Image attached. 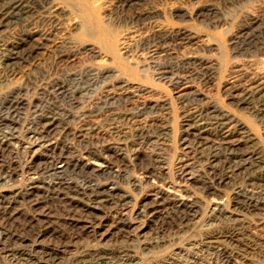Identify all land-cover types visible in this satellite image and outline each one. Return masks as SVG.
I'll list each match as a JSON object with an SVG mask.
<instances>
[{"label":"rangeland","instance_id":"374dc122","mask_svg":"<svg viewBox=\"0 0 264 264\" xmlns=\"http://www.w3.org/2000/svg\"><path fill=\"white\" fill-rule=\"evenodd\" d=\"M41 1L42 8L27 15L34 18L30 26L0 27V102L14 95L22 100L12 118L18 117L13 137L4 138L11 134L10 128L0 129L3 154L9 156L0 158V169L11 175L3 178L0 170V198L23 193L32 183L27 178L37 177L33 174L52 161L50 157L58 153L83 156L86 146L97 145L110 148L102 152L110 167L93 163L88 172H100L93 174V181L86 182L81 175L67 181L87 190L104 187L116 193L115 201L120 204L98 207L85 198L72 200L68 193L55 195L47 191L58 180L38 178L33 183L39 187L35 196L23 198L21 193L9 207L0 203V264H96L93 258H84L85 263L76 259L84 250L98 247L113 249V260L121 264L165 260L223 264L220 256L209 251L205 239L234 225L241 230L236 242L226 244L232 263L264 264V210L254 208L264 204V185L247 183L261 169L257 163L246 162L241 173L233 174V165H227L226 184L215 191L206 189L202 184L210 178L206 157L189 137L195 126H202L191 118L194 110L215 107L230 117L228 128L237 131L229 137L230 143L242 149L243 136L249 135L246 148L258 149L264 156V119L244 100L251 82H264V0ZM83 1L89 6V16L83 13ZM249 23L263 33L253 43L256 46L244 52L236 38ZM179 33L188 38L177 41ZM102 37L112 40V51L100 42ZM155 37L162 38L156 53L152 47ZM20 38L26 39L21 45L23 53L38 50L27 60L14 59L6 70L2 67L4 44ZM191 62L211 66L209 77L190 76L191 68L186 67ZM88 71L92 79L86 77ZM62 77L68 78L66 98L55 97L49 89L53 81L65 82ZM105 97L111 100L101 105ZM51 107L69 116L64 127L74 136L68 140L44 139L32 132L40 117L52 118L48 115ZM92 111L93 116L88 114ZM207 137L210 142L217 138L214 134ZM258 165L264 166V159ZM160 190L165 202L151 214L147 207ZM34 199L41 204L34 205ZM186 200L194 204L187 218L182 212L187 211ZM219 208H223L221 215L216 212ZM55 247L61 252L48 256L46 250ZM33 248L39 250L34 260L26 262L17 256Z\"/></svg>","mask_w":264,"mask_h":264},{"label":"bare ground","instance_id":"6f19581e","mask_svg":"<svg viewBox=\"0 0 264 264\" xmlns=\"http://www.w3.org/2000/svg\"><path fill=\"white\" fill-rule=\"evenodd\" d=\"M71 4L73 5V3H71ZM80 5H81L82 10H85V11H83V13L86 16H89L88 15V12H87V11L90 10L88 4L85 1H83L82 3H80ZM71 7L74 8V6H71ZM38 8H42V1L41 0H0V27H2V26H8V25H12V26L13 25L30 26L31 25V22H32V20L34 18L31 19L32 17L27 16V15L28 14H31V13L34 14L33 12L37 11ZM76 8L77 7H75V10H76ZM134 9H135V7H134ZM208 11L211 12V14L212 13L213 14H216V13L212 12L211 9H208ZM78 12H79V8H77V13ZM89 13H90V16L91 15L93 16L92 11H90ZM93 22L95 23L96 21L93 20ZM83 27H85V26H83ZM85 29H84V31H85ZM86 31H87V29H86ZM262 33H263V31L260 28L255 27L253 25V23L247 24L238 33V36L236 38V43H238L237 47L239 46V48H240L239 50L240 51H244L245 52V49L247 51V48H249L250 46L255 45L253 43L260 38V36L262 35ZM187 38H188V34L179 33V34H176V38L175 39L177 41H180L181 42V41H185ZM158 39H162V38L161 37H159V38L158 37H155L154 40H153V44H152V47L154 48V51L153 52H155V53L158 51L157 50L158 49V44H160V42H159ZM175 39H174V41H175ZM25 40L23 38H20V39L14 40L13 42H10L9 44H6V43L4 44L3 52H1L2 54H4L2 56L4 58L3 60L5 61L4 66H2V67H4V69L7 70L8 67H12L13 60L14 59L15 60H21V61L27 60L28 58H30L31 56H33V53H35L34 50H38V48L37 49L31 48V49H27L26 52L23 53L24 50L22 49L21 45H22L23 41H25ZM8 41H10V40H8ZM100 42L103 45H105V47L108 49V51H112V48H114L112 40L111 39H108V37H106V38L105 37L100 38ZM257 43H258V41H257ZM1 47H3V45ZM32 47H33V44H32ZM150 49L151 48H149V50ZM259 51H260V49H259ZM23 54H24V56H22ZM194 64H193V62L188 63V67H186V69L187 68L188 69L191 68L188 71V74L190 73V76H191V74L200 73L201 76H203V77H206V78L209 77L210 70H211V66H209V65L207 66L205 64H198V65H194ZM94 71H96V70H94ZM87 75H89V76H86V77H89V78L91 77L90 76V72ZM69 76H70V74L68 75V77ZM82 76H84V75H82ZM198 76H199V74H198ZM63 77H65V76H63ZM69 78H71V77H69ZM91 79H92V77H91ZM66 80H68V78L67 79H64L65 82H59L58 80L51 82V84L49 86V89H51V93L50 94L55 95V97L57 95H60V96L64 97L66 95V92H67V90H66V86L67 85L66 84L68 82H66ZM70 80H72V79H70ZM257 82L258 81H253V82H251L249 84L250 85V89L247 90V92L245 93L244 100L246 101V103H245L246 105L249 104L251 107L253 106V108L254 107L257 108L258 109V112H259V115L261 116L262 119H264V82H259L258 85L256 84ZM85 83H87V81ZM70 85H72V84H70ZM83 85H86V84H82V86ZM73 86H74V83H73L72 87ZM75 86H76V84H75ZM65 98H66V96H65ZM47 100H49V99H47ZM55 100H56V98H55ZM100 100H101L100 101V104L101 105H107L111 99L105 97L103 100H102V98ZM53 101H54V99H53ZM192 101H193V99H192ZM21 105H22V100H21V98L18 95H16V96L14 95L12 97H6V98H4L2 100V102H0V129L2 130V127H5V128L8 127V128H10V131H11V134L10 135H7V136H4V138H7L8 139V137H10V136L13 137V134H12L13 127H14L13 126V123H16L15 122V119L18 118V117H16L14 120H12V118H13L14 114H17L18 113L17 112L18 109H21V107H20ZM66 105H68V104H66ZM58 108H55V107H51V109L49 108L48 115H52V118H50L49 120L46 121L45 119L48 117V116H46V114H45V116L43 115L44 117H40L39 121L36 124H34L33 131L32 132L34 134H37V135L41 136L44 139L50 137V138H54V140H55V138H57L58 141H59L60 137H63V138H66L67 139L68 136H71V137L74 136V133L71 134V133L67 132L65 130V127H64L66 125V123H68L69 116H66V115L64 116V114H62L61 110H59L60 108L59 109ZM34 109H35V107H34ZM43 109H45V108H43ZM219 110L216 109L215 107H198V108H196V110H194V112L191 115V118L193 119V121H195V122L199 123L200 125H202L201 127L195 126L194 127L195 130H193V132H191L189 134V137H190L191 141L193 142V144H196L198 147H200L202 149V151H203L202 154H203V156L206 157V161H207L206 165L208 166V168L210 170V173H209V177L210 178H207L208 179L207 181H205L206 179H204L202 181V184L205 186L204 188L211 189L212 191H215L220 186H223L224 184H226V182L224 180H225V178H228L227 177V174L225 173V167L227 165H233V167L230 170V172L233 173V174H237V173H241V169L243 168L242 166L246 162L257 163V167L256 168L261 169L259 171V173H258L259 174V177L261 179H264V166L258 165L259 163L261 164V162L264 159V156L262 155V152L260 150H258V149L249 150L248 147L246 148V145L249 142H251V139H250L249 135H244L243 136L244 140H243V148L242 149H241L242 146L240 144H237V145L235 144L234 145V144L230 143L229 137L233 133H235L237 131L236 130H233V128H231V127L228 128V126L231 124L230 117L228 115L220 112ZM62 111L65 112L64 110H62ZM36 112L38 113V110H36ZM93 113H95V111H92L91 113L89 112L88 114H90L91 116H93ZM55 116H57V117H55ZM87 117H88V115H87ZM84 119H82V120H84ZM91 120H92V118H91ZM94 120H95V118H94ZM35 121H36V118H35ZM88 121L89 120H87V122ZM263 121L264 120H262V122ZM32 122H34V121H32ZM89 123H91V122H89ZM84 124H82V125H84ZM32 126H31V128H32ZM84 126H86V125H84ZM236 129H237V127H236ZM151 130H152V128H151ZM87 131H88V129H87ZM212 134H214V135L217 136V138H216V140L214 142H210L209 138L207 137L208 135L211 136ZM65 142H66V140H65ZM0 143H2V142H0ZM196 145H194V146H196ZM244 148H246V149H244ZM104 149L108 150L110 148L105 147V146H100L99 147L97 145H91L90 147L89 146H86L85 147V150L83 152V156H75V157L74 156H64L63 153H58V155H54L53 157H50V158H52V161H50L48 164H46L45 166H43L39 170L38 173L33 174V175H37V177H35V176L33 177L32 176L30 178H27V179L32 180V183L26 189L23 190L24 191L23 193L21 192L22 191L21 190L16 195H13L12 194L13 196L12 197H9V199L0 198V203L4 204L6 207H9L12 204L17 203L18 200H16V199H17L18 195L21 194V193H22V196L21 197H23V198L24 197L27 198L28 196H35L33 194L36 193L35 191L39 190V187L37 185L34 186L33 183H34V181H37L38 178H40L41 180H43L45 178H55L56 180H58V183H56V185H54V186H48L50 188V190H48L47 192H54L55 195H58L59 193L61 194V192L68 193V194H71L72 195V198H71L72 200H80L82 198H85L90 203H93V204L97 205L98 207H105L107 203H109L110 205L112 203H113L112 205H114L115 203H119V201L118 202L115 201V195H116V193L114 194L113 192L107 191L106 188L104 189V187H102L100 190H98V189L97 190H92V189L91 190H87V188H85L84 186L83 187H80V186L73 185L72 183H71L72 185H70V183H68V181H67L68 180L67 178H69L72 175H74V176L75 175H77V176L81 175V176L85 177L86 182L87 181L88 182L89 181H93L94 180L93 179V176H94L93 174L98 175V173H100V172H97V171H93V173H89L88 172L89 171L90 164H93V163H98V164L93 165V166H97V167H101V168H103V167L109 168L110 167V166H108V165H110L109 160H105L106 157H103V154H102V152L104 151ZM204 150H206V153H205ZM3 151H4L3 150V147L0 144V158H2V159H5L6 157L8 158L9 157L8 155H6V157H4ZM94 157L95 158H99V159H101L103 161L98 162L97 159L96 160L93 159ZM84 160H86L87 162L85 161V163H84ZM156 160H157V158H156ZM55 162H58L60 165L58 167H55V165H54ZM3 163H6V162H3ZM194 163L196 164V162H194ZM194 163H192V165ZM104 164H106V165L103 166ZM216 164H218V165H216ZM111 166H112V164H111ZM217 168H219V169H217ZM205 169H206V167H205ZM226 169H228V168H226ZM3 171H2V173H3ZM148 172L150 174V171H148ZM107 173H106V175H107ZM144 174L145 173H143V175ZM3 175H5L3 178H5V177L9 178L11 176L10 175V172H5V171H4ZM146 175H147V173H146ZM257 175L255 173L254 176H252V177L249 176L247 178V183L249 185H256V184L261 185L263 183V185H264V182L263 181H260L259 180L260 178H258ZM99 176H101V175H99ZM147 176H149V175H147ZM244 177H242V178H244ZM109 178H110V176H109ZM108 181H111V180L108 179ZM245 183H246V180H245ZM74 184H75V182H74ZM152 199H151V201H152L151 205H149V207H147L148 211L151 214H152L153 211H157V209L160 206H163L162 204L165 202L164 197H162L161 190L158 193H156V195ZM33 201H34V205L41 204V203H38L39 202V199H34ZM29 202H31V201L29 200ZM187 202L188 203H186L185 205L183 204L185 206L184 209H187V211L182 210L183 216L184 217L186 216V218H187V216H189L190 212L191 213L193 212L192 210H193V207H194V204L193 203H191L189 201H187ZM248 205H249V203H248ZM120 207H121V205H120ZM254 208L257 209V210H264V204L262 206L261 205H256V206H254ZM108 211H110V210H108ZM216 212H217V215H221L222 212H223V208L217 209ZM213 216H214V214H213ZM118 219H120V218H118ZM91 220H92V218H91ZM89 223H91V222H89ZM119 223H120V221H119ZM242 229H243V227H242ZM238 230L240 231L241 229H239V228L237 229V226L234 225V227H232L231 229H229V230H227L225 232L224 231L223 232H219L217 230L218 232H215V233H212V234L210 233L209 236L205 239L207 241V243H208L209 251L211 250V251H213L214 255L216 254V255H218V257L220 256L221 259H222V261H223L221 263H223V264H234V263H232V260H231V258H232V255L231 254L232 253H230V251L228 250V246L226 247V244L229 245L230 244V243H228L229 241H235V242L237 241V239H238ZM242 234H244V233H242ZM38 251L35 248H33L32 251L31 250H29V251L23 250V251L17 253L18 255L17 254L16 255L19 256V257H21V258H23L27 262V261L34 260L35 259V255L38 253ZM121 251H123V250H121ZM60 252L61 251H60V248L59 247L50 248V249H47L46 250V253L48 254V256H51V255L54 256V255H57ZM114 253H113V249L112 250H109V249L103 248V247H98V248H96L94 250L86 249L83 252H81V254L77 257L76 260L83 259L82 262H84V258H91V259L93 258V259H96V261H97L98 264H121V263H118L119 261L118 262H115L113 260L114 258L116 259V256L115 257L113 256ZM7 254H8V252H7ZM5 255H4V258H5ZM10 255L12 257L15 254L14 253H12V254L10 253ZM120 255L122 256V253ZM112 256L114 258H112ZM38 259H40V258H38ZM79 262L81 263V261H79ZM157 264H173V263L170 262L169 260H167V261L165 260V261H162V262L157 263Z\"/></svg>","mask_w":264,"mask_h":264}]
</instances>
